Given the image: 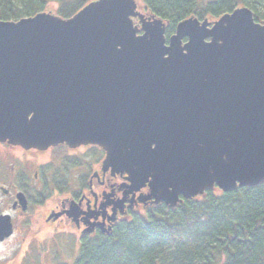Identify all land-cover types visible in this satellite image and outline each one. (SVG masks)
<instances>
[{
	"label": "water",
	"instance_id": "water-1",
	"mask_svg": "<svg viewBox=\"0 0 264 264\" xmlns=\"http://www.w3.org/2000/svg\"><path fill=\"white\" fill-rule=\"evenodd\" d=\"M167 27L136 0L0 19V142L101 147L125 180L114 213L264 182V20L240 6ZM13 231L0 214V242Z\"/></svg>",
	"mask_w": 264,
	"mask_h": 264
},
{
	"label": "trees",
	"instance_id": "trees-1",
	"mask_svg": "<svg viewBox=\"0 0 264 264\" xmlns=\"http://www.w3.org/2000/svg\"><path fill=\"white\" fill-rule=\"evenodd\" d=\"M90 1L0 0V19L33 16L51 2L58 5L57 15L69 18ZM141 1L145 12L168 23L167 36L186 18L216 20L240 6L252 9L256 21L264 20V0ZM81 163L69 159L53 181L67 178L69 166ZM57 264H264V182L228 192L214 187L175 208L149 205L144 214L133 212L117 222L110 234L83 238L73 262Z\"/></svg>",
	"mask_w": 264,
	"mask_h": 264
},
{
	"label": "flooded vegetation",
	"instance_id": "flooded-vegetation-1",
	"mask_svg": "<svg viewBox=\"0 0 264 264\" xmlns=\"http://www.w3.org/2000/svg\"><path fill=\"white\" fill-rule=\"evenodd\" d=\"M5 144L9 147V159L4 160L0 157V167L7 173L5 174L7 185L0 184V191L9 202V207L2 210L4 212H0V214L11 215L14 232L16 230L17 216H24L31 208L44 205L47 200L56 198L55 206L49 209L47 220L52 216L48 222L68 223L71 228L79 232L80 247L85 237H93L100 233L110 234L112 232H108L110 226L113 228L117 222L124 220L121 218L127 215L131 216L135 212V208L140 205V203H134L131 208L129 203H126L127 206L123 211L117 208L116 213L113 212V203L123 197V191H116L110 197H108V193L113 189H118L124 177L121 174L112 175L111 172H104L101 165L93 171V174L97 172L95 177L92 174L89 179L88 176L85 177V182L83 180L80 181L79 191L72 189V181L69 176L72 168H89L92 165V161L85 158L87 151L78 152L77 150H81V147H86L91 154L94 151V154L99 155L100 158L98 151L101 148L97 145L82 144L78 146L79 148H71L67 144H59L51 146L47 150H40L36 148L24 149L19 145ZM101 150L105 158L106 152L103 149ZM31 151H50L54 155H50L53 158L44 161L32 160L27 156V152ZM70 151L74 153H70ZM72 158H78L82 163L78 166H69L66 172L67 178L58 179V182H54V175L58 169ZM8 165L10 170L7 168ZM49 189L51 191L47 192ZM24 198L27 202L26 209H23L20 201L24 200ZM109 201L112 202L110 206L108 205ZM73 207H76L77 211L72 212ZM110 216H115L116 220L109 219Z\"/></svg>",
	"mask_w": 264,
	"mask_h": 264
},
{
	"label": "rangeland",
	"instance_id": "rangeland-1",
	"mask_svg": "<svg viewBox=\"0 0 264 264\" xmlns=\"http://www.w3.org/2000/svg\"><path fill=\"white\" fill-rule=\"evenodd\" d=\"M136 1L141 7H144L141 0ZM57 7L58 5L55 2H51L46 10L56 13ZM209 19L213 20L211 18ZM135 22L138 23V19H136ZM80 149L81 150L77 151H87V156H85V158L92 161V165L89 168H72L71 173H69L72 181V189L78 191L82 178L88 176L89 179L93 171L98 169L100 165L102 166L103 160L105 159L103 157V151L101 150L102 148L98 151L100 158L99 155L94 154V151L93 154H91L90 150L86 147H81ZM9 153L7 144H5V142H0V157L4 160H8ZM70 153L74 152L70 151ZM50 155H54L53 152H27V156L30 157V159H37L38 161L53 158V156L50 157ZM9 167L8 165V170H10ZM108 172H111V170ZM5 174L7 173L0 167V184L7 185ZM123 182H125V180H123ZM55 202L56 198H52L47 200L44 205L31 208L24 216L16 217L15 232L12 236L0 242V264H57L58 262H73L79 250V232L71 228L66 222H48V220L52 218L51 216V218L47 220V217H49L47 216L49 214V209L55 206ZM127 203H129V201ZM7 207H9V202L0 191V212H4L2 210ZM145 209L143 203H140V205L135 208V212L144 214ZM130 217L131 216L127 215L121 219H130Z\"/></svg>",
	"mask_w": 264,
	"mask_h": 264
}]
</instances>
